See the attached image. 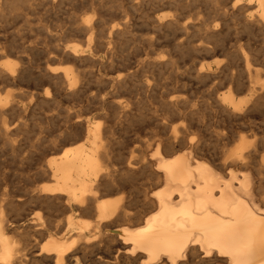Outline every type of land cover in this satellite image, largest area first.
I'll list each match as a JSON object with an SVG mask.
<instances>
[{"label":"bare ground","instance_id":"bare-ground-1","mask_svg":"<svg viewBox=\"0 0 264 264\" xmlns=\"http://www.w3.org/2000/svg\"><path fill=\"white\" fill-rule=\"evenodd\" d=\"M47 1L57 2L0 0V10ZM92 14L75 29L83 46L43 28L50 56L34 74L51 83L54 98L65 94L99 112H68L66 136L40 153L21 185L0 170V264H264V0H232L216 10L235 26L236 41L224 47L226 63L214 67L204 59L217 54L220 21L153 17L151 30L167 28L178 46L204 53L182 70L194 83L176 79L169 87L155 73L181 67L156 49L134 68L112 69L115 40L131 26L112 24L105 37ZM31 49L22 43L15 62L0 63V83L32 76ZM88 66L98 68L88 73ZM43 88L36 105L49 100ZM11 91L0 95V138L14 145L24 124L7 116L26 109ZM153 92L149 121L136 131L129 125L131 135L118 140L113 122L140 120L146 113H138L137 95L153 101Z\"/></svg>","mask_w":264,"mask_h":264},{"label":"rangeland","instance_id":"rangeland-1","mask_svg":"<svg viewBox=\"0 0 264 264\" xmlns=\"http://www.w3.org/2000/svg\"><path fill=\"white\" fill-rule=\"evenodd\" d=\"M56 1L55 4L47 1L34 5H19L18 11L17 9H15V11L11 9L8 10L6 6L0 10V48L4 47L6 49L5 51H7L5 54L8 53L7 58H0V63L6 60L15 62V56L17 57L18 55H14L12 52H15V48L20 44L23 43L24 46L30 45L32 47L30 52H28L30 60H28L30 62V64L28 62L30 65H28V72L30 70L28 75L30 76L31 74L33 77H26L13 86H5L0 83V95H4L6 89H9V91L12 90L11 92L15 90L14 93L20 94V100L24 102H22V104L26 109L24 114L21 113L15 116L9 114L7 116L9 119L11 118L16 122H22L24 124V128L17 137L15 144H7L0 138V170L5 172L6 181L14 186L21 185L25 179L34 172L36 168L35 160L45 148L51 149L52 141L56 139L59 140V138L66 136L64 130L70 120L68 112L75 111L77 114L86 113V115L90 117L95 116L99 112L97 110L95 111L91 104H85L82 100L68 97L65 94H61L59 97L54 98V95H52V86H50L51 83L44 85V79L34 74L37 73L39 67L48 63V58L50 56L48 51L51 50V43L49 38L45 36L43 28L50 31L55 30V32L58 33L62 32L65 37V42H75L83 46V42L75 36V29L79 26L81 18L93 15L92 12L95 13L97 17H95L94 14V19L98 18L100 22L99 29L105 33V37L107 36V28L110 25L118 22L121 24L122 21L125 20L130 24L131 32L115 40L113 49L111 50L113 64H115V68L113 67L112 69L123 71V66L130 63H132V68H134L141 56L156 49L155 56L158 57L159 55V57L164 58L165 56L168 58L171 57L170 59L173 60L172 62L174 64L176 63L177 67H181V70H178L179 74H174L169 68H165L163 71L161 70L162 73L161 71L156 72L155 78L156 81L161 84L160 86L158 83L160 87H169L176 79L180 81L189 80V83H194L191 77L188 79L187 77L184 78L183 75L185 74L182 72L186 67L196 62L198 55L204 53L197 52L198 54H196L195 50L193 51L190 46L188 48L185 46L186 48H184V45L179 44V47L177 45L179 43V41H177L178 39L173 38L172 32L167 30V28H163L165 31H163V29L161 31L159 29H157V31L156 29L151 30L154 24L151 23V25L149 23L150 20L152 22L153 17L166 16L168 19L170 16H179L184 20H192L194 23H202L204 21L213 22L214 20L220 21L219 23L221 24H219V27L221 32L215 38V49L217 54L214 56L215 58L211 57L209 59V57H207L204 59L205 62L211 64L213 67L217 63L222 65L226 63L227 56L224 52V47H228L236 41V34H234L233 30L235 26L229 25V27H227L228 22L224 24L216 14L218 8H228L232 0L221 1V3L212 0H172V5L170 3L168 4V0ZM15 12H19L20 15L19 13L15 14ZM149 35L150 37L153 35V39H155L154 46L146 42V39L150 38ZM155 35L157 38L154 37ZM197 36L194 38V41L203 40ZM88 67L86 68L88 73L89 71L92 73V71H96L98 68L97 66H95L96 68L91 66ZM170 70L172 71V75ZM90 76L91 74H87V78H90ZM190 79H192V81ZM46 86L50 93L48 97L49 100L40 99L38 100L40 101L39 104L36 105L37 100L36 97H34V94H36L35 92L39 91L38 95L42 97L44 95L43 87ZM28 92L29 95H27ZM156 95V92L151 94V96H153V101L146 100V97H143L142 93L137 95V97L141 99V110L139 109L138 113L145 112V117H141L136 112L138 117H141L140 120L135 117L130 119L132 123L127 120L128 126L126 125L125 127L123 126V124L125 125V121H123V123L119 120H116L119 121L118 123L113 122L115 124V137L118 140L124 141V139L131 135L128 133H132L133 130L136 131L142 126H145V121H149L150 107L156 106L157 104L156 102L158 99ZM25 97H27L26 100ZM150 99L151 97H149V100ZM48 102L51 103V105ZM148 102H150L149 104L151 106H149ZM151 102H153V105ZM35 105L36 108H30V106L33 107ZM85 105L88 110L83 107ZM90 111L92 112L89 113ZM119 123L121 124L119 125ZM133 123V127L129 126ZM143 123L144 125H142ZM147 123L148 122H146V124ZM138 125L140 126L139 128ZM130 127L132 131H130ZM139 132H137V134ZM141 135L143 136L142 133Z\"/></svg>","mask_w":264,"mask_h":264}]
</instances>
